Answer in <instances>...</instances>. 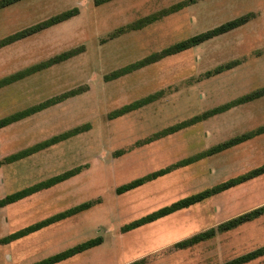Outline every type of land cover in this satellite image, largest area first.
I'll list each match as a JSON object with an SVG mask.
<instances>
[{
  "label": "rangeland",
  "instance_id": "374dc122",
  "mask_svg": "<svg viewBox=\"0 0 264 264\" xmlns=\"http://www.w3.org/2000/svg\"><path fill=\"white\" fill-rule=\"evenodd\" d=\"M22 1V0H20ZM183 0H27L0 9V39L65 10L72 17L0 47V79L82 48L0 88V118L73 89L76 94L0 128V160L60 134L57 143L0 167V198L66 170L79 172L0 208V238L85 201L86 210L8 244L0 264H31L101 236L56 264H224L264 247V214L185 249L177 241L264 205V173L133 230L121 226L182 197L264 165V131L116 193L131 180L264 127V94L166 135L169 127L264 89V0H197L138 29H119ZM19 2V1H18ZM37 9V10H36ZM253 12L225 34L115 78L112 72L180 40ZM240 64L205 76L216 66ZM147 98L127 113L124 106ZM212 117V118H211ZM159 135V136H158ZM153 140L148 141V139ZM243 264H264V254Z\"/></svg>",
  "mask_w": 264,
  "mask_h": 264
},
{
  "label": "trees",
  "instance_id": "16d2710c",
  "mask_svg": "<svg viewBox=\"0 0 264 264\" xmlns=\"http://www.w3.org/2000/svg\"><path fill=\"white\" fill-rule=\"evenodd\" d=\"M20 0H0V9L9 6L15 2H18ZM107 1H111V0H95V4H102L105 3ZM197 0H183L180 2H177L176 4L168 7V8H164L154 14L148 15L144 18H141L137 21H135L134 23L128 25L127 27L121 28L119 29V32H124L127 29H138V28H142L158 19H160L163 16H166L170 13L176 12L180 9H183L184 7L188 6L191 3L196 2ZM78 13V8H72V9H68L65 10L61 13H58L56 15H53L43 21H40L36 24L30 25L26 28H23L19 31H16L8 36H5L3 38L0 39V47H3L7 44H10L18 39L24 38L30 34H33L35 32H38L44 28H47L51 25H54L56 23L62 22L70 17H72L73 15ZM255 17V14L253 12H248L244 15H241L239 17L233 18L231 20H228L226 22H223L211 29H208L206 31L200 32L198 34H195L191 37H188L186 39L180 40L174 44H171L165 48H163L160 51L154 52L146 57H144L143 59L134 62L128 66H125L121 69L115 70L114 72L111 73V75L109 76V78H115L118 77L120 75H123L125 73H128L134 69H137L139 67L145 66L147 64H150L152 62L158 61L166 56L172 55V54H176L182 51H185L189 48H192L194 46H197L213 37H216L218 35L224 34L226 32H229L245 23H247L249 20H251L252 18ZM82 51V48H74L71 50H67L64 51L58 55H55L54 57L48 59L47 61L41 62L39 64L33 65L25 70L16 72L12 75H8L5 76L3 78L0 79V88L8 85L20 78H23L31 73L36 72L37 70L43 69L45 67L51 66L55 63H58L60 61L66 60L78 53H80ZM240 64V60L239 59H234L232 61H228L226 63L220 64L218 66H216L214 69L212 70H208L205 74V76L209 77L212 75H216L219 74L225 70L231 69L233 67H235L236 65ZM80 89H73L70 90L66 93H63L59 96H55L52 97L50 99H47L45 101H43L42 103L32 106L30 108L25 109L22 112H19L17 114L11 115V116H6L3 118H0V128H3L5 126H7L8 124L19 120L31 113H34L38 110H41L49 105H52L58 101H60L61 99L76 94L77 92H79ZM264 94V89L263 90H255L252 92H249L247 94H244L240 97H237L235 99H232L230 101H227L221 105L215 106L211 109H208L204 112H202L201 114L191 118L188 121H185L183 123H180L176 126H172L169 127L167 130H164L161 132L160 135H166L168 133H171L183 126L189 125V124H193L196 122H199L201 120H204L210 116L225 112L227 110H229L230 108L237 106L239 104H243L249 101H252L256 98H259L260 96H262ZM148 101L147 98L138 100L134 103H131L127 106H124L122 109H120L119 111L115 112L113 114V116H118L124 113H127L135 108H138L142 105H144L146 102ZM79 129L76 128L74 131H72L71 133H65V134H60L57 136H53L50 139L43 141L41 143H38L36 145H34L33 147L29 148V149H25L22 150L18 153L15 154H11L7 157H4L2 160H0V167L1 165L5 164V163H11L14 162L18 159H21L29 154H32L33 152H36L40 149H43L47 146H50L52 144L57 143L59 140L66 138L67 136H69V134H73L78 132ZM264 131V127H259L256 130H252V131H248L236 136H233L225 141L219 142L213 146H211L209 149L205 150L204 152H202L200 155L195 156L194 158H190L187 160H182L179 163H176L170 167H165L159 170H156L152 173H148L144 176L135 178L133 180H131L128 183H124L119 185L116 188V193L118 194H122L126 191H129L131 189L137 188L143 184H145L146 182H149L153 179H156L159 176H162L166 173H168L169 171H171L173 168L177 167V166H182V165H186L189 164L190 162L198 159L199 157H204V156H209V155H213L216 154L218 152H221L229 147H232L234 145H237L241 142L246 141L247 139H250L251 137H253L254 135L260 133ZM159 136V135H158ZM153 140V138L148 139V141ZM79 172V168H73V169H69L66 170L60 174L54 175L46 180L40 181L38 183H35L29 187L17 190L15 192L6 194L5 196L0 198V208L5 207L8 204L17 202L31 194H34L35 192H38L42 189H46L49 188L53 185H55L58 182H61L75 174H77ZM264 173V165L256 167L240 176L234 177V178H230L222 183H219L211 188H207L204 190H201L197 193L182 197L176 201L171 202L170 204L164 205L152 212H149L139 218H136L128 223H125L124 225L121 226V231L122 232H127L130 230H133L137 227H140L142 225L151 223L155 220H158L162 217H165L167 215H170L176 211H179L181 209L190 207L191 205H194L202 200H204L205 198L217 194L219 192H222L224 190H227L231 187H234L238 184H241L251 178L257 177L261 174ZM94 204V201H85L82 202L78 205H75L73 207H70L64 211H61L59 213H56L54 215H51L49 217H46L42 220H39L35 223H32L28 226H25L15 232H12L4 237L0 238V244H8L14 240H17L19 238H22L30 233H33L35 231H38L46 226H49L57 221H60L62 219H65L69 216H72L78 212H81L83 210L88 209L89 207H91ZM262 214H264V205L257 207L255 209H252L250 211H247L245 213H242L234 218H231L227 221H224L222 223H220L217 227H212L209 228L207 230H204L202 232H198L190 237H187L185 239H182L180 241H177L174 244V247L176 249H185L188 247H191L195 244H198L202 241H205L209 238L214 237L218 232H222V231H227L230 229H233L245 222L251 221L259 216H261ZM103 242V238L101 236L95 237V238H91L88 239L82 243H79L73 247H70L68 249L62 250L60 252L54 253L48 257L42 258L38 261H35L31 264H56L58 262H61L65 259L70 258L73 255H76L80 252H83L84 250H87L89 248L95 247L100 245ZM264 254V247H259L257 249H254L248 253H245L243 255H240L236 258H233L231 260H228L226 262H224V264H243L246 262H249L261 255ZM146 263V259L145 258H141L138 260H135L129 264H145Z\"/></svg>",
  "mask_w": 264,
  "mask_h": 264
},
{
  "label": "crops",
  "instance_id": "0c3cea01",
  "mask_svg": "<svg viewBox=\"0 0 264 264\" xmlns=\"http://www.w3.org/2000/svg\"><path fill=\"white\" fill-rule=\"evenodd\" d=\"M21 2H27V0H22V1H19V2H17L18 4H20ZM17 3H15L16 5H17ZM37 10V9H36ZM225 34V33H224ZM218 114H216V115H213L212 117L214 118L215 116H217ZM211 117V118H212ZM205 121V120H204ZM219 143V142H218ZM217 144V143H216ZM215 145V144H214Z\"/></svg>",
  "mask_w": 264,
  "mask_h": 264
}]
</instances>
